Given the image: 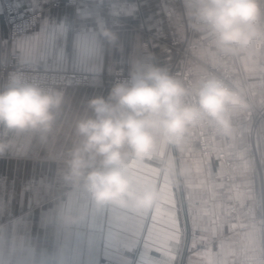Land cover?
Returning a JSON list of instances; mask_svg holds the SVG:
<instances>
[{
    "label": "crops",
    "instance_id": "obj_1",
    "mask_svg": "<svg viewBox=\"0 0 264 264\" xmlns=\"http://www.w3.org/2000/svg\"><path fill=\"white\" fill-rule=\"evenodd\" d=\"M2 1L40 11L34 29L14 38L1 13L3 57L18 54L25 62L88 72L93 78L87 87L64 91L62 110L47 140L34 133L16 135L0 129V140L9 144L0 155V264H65V260L66 264H181L187 212L194 230L209 233L203 237L209 250L196 249L183 264H248L261 249L263 221L253 203L242 201L231 209L230 201L240 199L237 189L241 188L226 180L227 171L216 155L227 147L235 156L238 168L233 182L254 176L247 170L251 157L244 144L235 152L207 122L192 130L182 148L169 149L161 143L143 164L133 162L138 184L154 181L161 194L149 213H89L73 228L60 222L63 213L86 205V196L70 190L62 179L66 153L79 139L76 120L91 115L90 99L108 96L116 69L129 73L131 62L142 60L146 41L159 66L175 61L177 46L186 36L183 4L175 0ZM102 28L117 35L116 45L102 37ZM194 39L200 46L190 53L188 63L197 73H205L211 65L229 66L243 81L248 98L251 91L264 96V74L255 70L259 58L252 66L245 60L219 57L201 33L194 32ZM249 118L250 112L238 115L236 131L248 126ZM170 162L175 164L174 176L165 172ZM202 203H207L206 209ZM247 208L253 212L248 214Z\"/></svg>",
    "mask_w": 264,
    "mask_h": 264
},
{
    "label": "clouds",
    "instance_id": "obj_2",
    "mask_svg": "<svg viewBox=\"0 0 264 264\" xmlns=\"http://www.w3.org/2000/svg\"><path fill=\"white\" fill-rule=\"evenodd\" d=\"M182 4L188 29L202 34L213 55L243 63L264 40V0H182ZM101 35L116 45L113 31L102 28ZM230 79L231 84L215 73L193 78L191 71L181 76L134 59L128 77L115 83L106 98L90 99L91 115L75 122L79 139L66 153L62 179L70 190L86 196V205L63 213L61 224L73 228L89 213H149L161 194L154 181L138 184L133 162L143 164L161 143L182 148L192 130L204 122L215 135L232 139L235 118L251 112L253 104L243 81L238 76ZM63 104L62 90L12 71L0 85V129L47 140ZM259 132L264 134V128ZM8 147L0 140V155ZM165 172L174 176V162L165 165Z\"/></svg>",
    "mask_w": 264,
    "mask_h": 264
},
{
    "label": "rangeland",
    "instance_id": "obj_3",
    "mask_svg": "<svg viewBox=\"0 0 264 264\" xmlns=\"http://www.w3.org/2000/svg\"><path fill=\"white\" fill-rule=\"evenodd\" d=\"M33 11H39L33 7L28 8H20L17 5L10 3L8 1H2L0 0V15L1 13L4 14L8 29V34L11 38L16 37L10 35L9 33V15L12 17V19H16L15 21L21 20L20 17H24V13H31ZM34 29V28H33ZM33 29H31L29 32H31ZM29 32H27L24 35H18V36H25ZM258 46L260 49H258ZM3 53V46L0 42V56H2ZM259 58L260 64L259 68H256L255 70H259L260 73L264 74V40H261L258 42L257 45L254 46L253 51H251L247 56L245 57V62L250 63V65H254V59ZM237 73V72H236ZM237 75V74H236ZM64 92V91H63ZM247 95V93H246ZM249 100L253 104V110L250 112V118L248 122V126L244 125V127H240L237 129L234 137L232 139H223L221 137L220 140H222L224 143L229 144L232 149L236 152L239 149L241 150V146L244 144L248 148V155L251 157V162L248 166V171H252L254 173V176L250 178L251 176H245L242 177L241 180H235L233 182V178L235 177L236 170L238 168V165L236 163L235 156L229 151L227 147H224L220 150H226L230 155H232L234 159V163L232 168L227 169L221 162V160L218 158V152L217 151V159L220 162V164L226 169L227 174L231 175L230 180L232 183L238 184V187L241 188V190L237 189L239 191V195H237L240 199L237 197L231 199L230 203L232 204V210L238 208L240 204H242V201L245 205H250V203L254 204L257 209V215L258 217L263 221L261 222L260 227V233H261V239L263 240V243L261 244V249L259 250V253L252 257L248 261V264H264V134H261L259 130L261 128H264V96L260 98L257 93L254 91L250 92ZM236 124V121H235ZM241 130L242 132L238 131ZM233 151V152H234ZM227 177V175H226ZM250 190H252L250 192ZM206 209L207 203H202ZM237 211H235L236 213ZM248 214H251L253 211L250 208H247ZM234 213V212H233ZM187 242L186 247L184 251V257L181 260V264L186 262L187 258L192 255V253L196 250L201 248L202 250H209V245L206 243L204 236H208L209 233L204 231H196L192 228L190 225V217L187 212ZM204 232V233H203Z\"/></svg>",
    "mask_w": 264,
    "mask_h": 264
},
{
    "label": "built area",
    "instance_id": "obj_4",
    "mask_svg": "<svg viewBox=\"0 0 264 264\" xmlns=\"http://www.w3.org/2000/svg\"><path fill=\"white\" fill-rule=\"evenodd\" d=\"M177 3L182 4V0H175ZM40 11H33L31 13H24V17H20L21 20L15 21L9 15V33L12 36L24 35L33 29L38 21ZM200 42L194 39V32L187 27L186 22V36L184 41L177 46V57L175 61L166 66L173 74L184 75L185 72L191 71L193 78L195 76H203L208 73H215L218 76L226 79V82L232 83L231 77L236 76V73L229 67H216L209 66L205 73H197L188 63L190 53L199 48ZM142 60L157 64L154 53L150 44V41L144 43V53ZM158 65V64H157ZM12 71H23L31 77H36L41 80L44 86L51 85L59 90L65 91L68 87H87L91 84L93 75L88 72L73 71V70H60L50 66L40 65L34 62H25L18 54H9L6 57L0 56V85H3L7 76ZM128 72L124 69H116L111 77L114 84L120 80L128 77ZM171 147L169 146V149ZM218 158L222 164L230 169L233 166L234 159L226 150H220L218 152ZM231 175L227 174L226 179L230 180Z\"/></svg>",
    "mask_w": 264,
    "mask_h": 264
}]
</instances>
